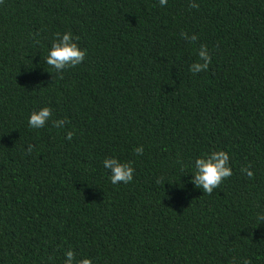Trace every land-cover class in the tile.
Masks as SVG:
<instances>
[{"label":"trees","instance_id":"16d2710c","mask_svg":"<svg viewBox=\"0 0 264 264\" xmlns=\"http://www.w3.org/2000/svg\"><path fill=\"white\" fill-rule=\"evenodd\" d=\"M67 31L84 61L51 74ZM202 45L211 62L193 74ZM215 150L233 174L208 194L192 163ZM113 156L130 183L110 182ZM67 250L264 264V0H0V264H64Z\"/></svg>","mask_w":264,"mask_h":264},{"label":"clouds","instance_id":"9594fccd","mask_svg":"<svg viewBox=\"0 0 264 264\" xmlns=\"http://www.w3.org/2000/svg\"><path fill=\"white\" fill-rule=\"evenodd\" d=\"M167 2L168 0H159L161 7L166 6ZM192 6L196 7L195 4H192ZM193 39H195V37H193ZM85 55L86 51L75 42L73 34L67 31L62 34H56V39H54L51 48L48 50L45 62L53 69V71L49 73L56 74L61 73L62 70L66 68H74L80 65L84 61ZM198 56L199 61L191 64L189 67V71L193 74L206 70L211 62V56L206 46L202 45L200 47ZM51 117L52 110L50 107L45 106L39 108L30 113L28 126L32 129L44 128ZM65 123L66 121L64 119L52 121L53 126L56 128H63ZM71 138L72 133L69 132L67 139L70 140ZM143 151V146H139L135 149L137 155L143 154ZM103 167L108 171L110 170V182L113 185L119 183L127 184L133 180L135 168L130 161H121L119 158L113 156L103 160ZM192 167L194 171L191 172L190 183L208 194H211L223 180L233 174L229 153L224 150L211 151L197 157L192 163ZM241 172L248 177L254 175L250 166L242 168ZM64 264H93V261L91 258L87 257L77 261L74 251L67 250L64 254ZM233 264H236V262L234 261ZM243 264H249V262L245 260Z\"/></svg>","mask_w":264,"mask_h":264}]
</instances>
